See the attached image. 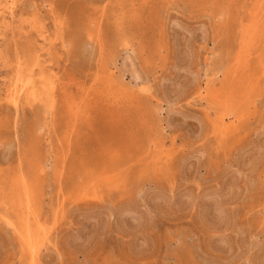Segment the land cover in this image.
I'll return each instance as SVG.
<instances>
[{"label":"rangeland","instance_id":"rangeland-1","mask_svg":"<svg viewBox=\"0 0 264 264\" xmlns=\"http://www.w3.org/2000/svg\"><path fill=\"white\" fill-rule=\"evenodd\" d=\"M252 1L0 0V264H264Z\"/></svg>","mask_w":264,"mask_h":264},{"label":"bare ground","instance_id":"bare-ground-1","mask_svg":"<svg viewBox=\"0 0 264 264\" xmlns=\"http://www.w3.org/2000/svg\"><path fill=\"white\" fill-rule=\"evenodd\" d=\"M253 1H254V0H253ZM253 1H252V2H253ZM263 2H264V1H263ZM13 4H15V2H14ZM250 5H251V4H250ZM259 5H261V3H260ZM11 6H12V5H11ZM256 6H257V5H256ZM263 6H264V5H263ZM7 7H8V6H7ZM11 8H12V7H8V9H10V12H11ZM256 8H257V7H256ZM256 8H255V9H256ZM259 8H260V7H259ZM261 8H262V7H261ZM255 9H254V10H255ZM257 9H258V8H257ZM260 11H262V10L260 9ZM14 12H15V11H14ZM251 12H252V11H251ZM263 13H264V9H263ZM6 14H7V13H6ZM255 14H256V13H255ZM1 15H2V14H1ZM14 15H15V14H14ZM3 21H4V20H3ZM258 22H259V20H258L257 22H255L254 20H252V23L254 24V25H253V31H252V33H254L255 29L257 30L258 27H256V26L258 25ZM32 23H33V22H31V24H32ZM65 25H66V24H65ZM100 26H101V25H100ZM263 26H264V25H263ZM31 27L33 28V25H31ZM61 27H62V26H61ZM261 27H262V26H261ZM29 28H30V27H29ZM43 29H44V27H43ZM100 29H101V28H99V30H100ZM31 30H32V29H31ZM91 31H92V30H91ZM91 31L89 30V32H91ZM262 31H263V30H262ZM262 31L260 30V33H261ZM87 32H88V31H87ZM42 33H43V32H42ZM92 33H93V32H92ZM260 33H259V34H260ZM259 34H257V35H259ZM88 35H89V34H88ZM93 36H94V35H93ZM91 37H92V36H91ZM88 38H89V40H90V37H89V36H88ZM92 38H93V37H92ZM92 38H91V39H92ZM97 38H98V37H97ZM256 38H257V36H256ZM258 38H259V37H258ZM98 39H99V38H98ZM98 39H97V42H98ZM46 40H47V39H46ZM92 40H93V39H92ZM254 40H255V39H254ZM256 40H257V39H256ZM90 41H91V40H90ZM93 41H94V40H93ZM95 41H96V40H95ZM79 42H80V41H79ZM86 43H87V42H86ZM86 43H85V44H86ZM230 43H231V42H230ZM251 43H252V42H251ZM82 44H83V43H82ZM253 44H254V41H253L252 45H253ZM79 45H80V44H79ZM28 46H29V45H28ZM29 47H30V46H29ZM32 47H33V46H32ZM78 49H79V48H78ZM80 49H81V48H80ZM82 49H83V48H82ZM82 49H81V50H82ZM251 50H252V49H251ZM251 52H252V51H251ZM228 54H229V53H228ZM251 54H252V53H251ZM235 55H236V54H235ZM227 58H228V57H227ZM227 58H226V59H227ZM231 58H232V56H231ZM248 60H249V59H248ZM225 61H226V60H225ZM225 61H224V62H225ZM24 63H25V62H24ZM239 63H240V61H239ZM239 63H238V64H239ZM244 63H245V66H246V62H244ZM99 64H100V63H99ZM21 67H23V65H22ZM129 67H130V69L134 72V74H135V79L138 81V79H139L140 77H139V75H138L139 73L137 74V72H136L135 66H134L133 64H131ZM244 68H245V67H244ZM20 69H21V68H20ZM126 69H127V68H126ZM244 70H245V69H244ZM19 71H21V70H19ZM19 71H18V73H19ZM33 71H34V69H33ZM93 71H94V70H93ZM97 71H98V70H97ZM128 71H129V70H128ZM101 72H102V71H101ZM104 72H105V71H104ZM21 73H22V72H21ZM97 73H98V72H97ZM102 73H103V72H102ZM98 74H99V73H98ZM140 74H141V73H140ZM239 74H240V73H239ZM18 75H19V74H18ZM20 75H22V74H20ZM34 75H35V74H34ZM99 75H101V77H102V74H99ZM103 75H104V77L106 76L105 74H103ZM59 76H60V75H59ZM19 77H20V76H19ZM95 77H96V75H95ZM99 77H100V76H99ZM106 77H107V76H106ZM60 78H61V76H60ZM91 78H92V77H91ZM18 79H20V80L17 81V83H16V84L14 85V87L9 91V94H8L9 101L11 102V104H14L15 106H17V105L19 104V101H21V96H22L23 94L27 95L28 98H32V97L35 98L36 93H37L36 83H35V81H34V76H33V74H31V76H30L28 79H26V80L21 79V77L18 78ZM101 79H102V78H101ZM109 79H110V78H109ZM132 79H133V78H132ZM75 80H76V79H75ZM102 80H104V79H102ZM133 80H134V79H133ZM97 81H98V80H97ZM97 81H96V83H97ZM99 81H100V80H99ZM105 81H107V78H106ZM110 81H111V80H109V82H110ZM134 81H135V80H134ZM58 82H59V81H58ZM64 82H65V80H64ZM107 82H108V81H107ZM241 82H242V81H241ZM81 83H82V82H81ZM98 83H99V82H98ZM242 83H243V82H242ZM53 84H54V83H52V87H51V89H54ZM82 84H83V83H82ZM94 84H95V80H94ZM99 84H100V83H99ZM103 84H104V82H103ZM107 84H108V83H107ZM113 84H114V83H112V86H114L113 88H115L116 86H115V84H114V85H113ZM79 85H80V84H79ZM87 85H88V84H87ZM90 85H91V84H90ZM90 85H89V86H90ZM92 85H93V84H92ZM92 85H91V86H92ZM95 85H96V84H95ZM105 85H106V84H105ZM105 85H102V86H104V88H105ZM110 85H111V84H110ZM73 86H74V85H73ZM80 86H81V85H80ZM91 86H90V88H94V87H91ZM100 86H101V85H100ZM100 86H99V88H100ZM102 86H101V87H102ZM9 87H12V86H9ZM74 87H75V86H74ZM77 87H78V86H77ZM77 87H76V89H77ZM81 87H83V86H81ZM85 87H86V86H84V92H85V94H86L87 91L85 90ZM97 87H98V86H97ZM97 87H96V88H97ZM109 87H111V86H109ZM119 87H120V86H119ZM246 87H247V86H246ZM107 88H108V87H107ZM113 88H111V90H114ZM117 88H118V87H117ZM117 88H116V89H117ZM250 88H251V87H250ZM78 89H79L80 91H82V89H80V87H79ZM86 89H87V87H86ZM88 89H89V88H88ZM97 89H98V88H97ZM97 89H96V90L94 89V93H92L91 97L93 96V94H95V91H97ZM102 89H103V88H102ZM105 89H106V88H105ZM105 89H103V90H105ZM108 89H109V88H108ZM55 90H56V89H55ZM98 90H100V89H98ZM117 90H118V91H117ZM117 90H116V91H117V93H118L119 91L122 90V88L120 87V88H118ZM76 91H78V90H76ZM80 91H79V92H80ZM88 91H89V90H88ZM106 91L108 92V90H106ZM106 91H104V92L102 91L103 94H104ZM122 91H125V93H128L125 89L122 90ZM234 91H235V90H234ZM46 92H47V91H46ZM89 92H90V91H89ZM89 92H88V93H89ZM102 92H101V94H99V95H103ZM113 92H114V91H113ZM49 93H50V92H49ZM77 93H78V92H77ZM81 93H82V92H81ZM88 93H87V94H88ZM90 93H91V92H90ZM90 93H89V94H90ZM96 93H97V92H96ZM99 93H100V91H99ZM109 93H110V92H109ZM122 93H123V92H122ZM216 93H217V92H216ZM233 93H234V92H233ZM79 94H80V93H79ZM85 94H84L83 96H88V95H89V94H88V95H85ZM120 94H121V92H120ZM128 94H129V93H128ZM237 94H238V93H237ZM51 95H52V94H51ZM55 95H56V94H55ZM66 95H67V94H66ZM80 95H81V94H80ZM96 95H97V94H96ZM96 95H95V96H96ZM106 95H107V94H106ZM106 95H103V96H106ZM114 95H115V94H114ZM114 95L112 96V94H111L112 97H114ZM116 95H117V94H116ZM219 95H220V94H219ZM6 96H7V95H6ZM74 96H75V95H74ZM74 96H72V97H74ZM77 96H78V95H77ZM81 96H82V95H81ZM83 96H82V97H83ZM95 96H93L94 99H92L93 97H92V98L89 97L90 100H91V102H90L91 104L88 105V104H89V102H88L87 105H88V106H91V109H92V107H93V106H92V103H94V102H92V101H95V103H96V100H97L96 97H98V96H96V97H95ZM230 96H232V95L230 94ZM44 97H45V96H44ZM44 97H43V98H44ZM100 97H101V96H100ZM106 97H108V96H106ZM109 97H110V95H109ZM112 97H111V98H112ZM120 97H121V95H120ZM127 97H128V96H127ZM129 97H130V96H129ZM129 97H128V98H129ZM223 97H224V99H225V96H224V95H223ZM51 98H53V97H51ZM68 98H69V97H68ZM68 98H66V99H68ZM75 98H77V97L75 96ZM75 98H71V97H70L69 99H74V101L76 102V99H75ZM101 98H102V97H101ZM103 98H104V97H103ZM111 98H110V99H111ZM114 98H116V96H115ZM123 98H125V97H122V99H123ZM128 98H127V99H128ZM230 98H231V97H230ZM69 99H68V100H69ZM81 99H82V98L79 99V102H80ZM86 99H88V98L86 97ZM112 99H113V98H112ZM116 99H118V96H117ZM116 99H114V101H115ZM213 99H214V98H213ZM227 99H228V98H227ZM239 99H240V98H239ZM100 100H101V99H100ZM103 100H104V99H103ZM106 100H107V99H106ZM120 100H121V98H120ZM120 100H119V101H120ZM124 100H125V99H124ZM56 101H58V99H56ZM66 101H67V100H66ZM71 101L73 102V100H70V101H67V103H68V102H71ZM81 101H83V99H82ZM88 101H89V99H88ZM108 101H109V100H108ZM111 101H113V100H111ZM119 101H118V102H119ZM129 101H130V100H129ZM129 101H127V102H129ZM225 101H226V100H225ZM75 102H73V103H74V104H79V102H78V103H77V102L75 103ZM109 102H110V101H109ZM123 102H124V101H123ZM123 102H122V105H123ZM125 102H126V101H125ZM227 102H228V101H227ZM227 102H226V104H227ZM50 103H51V102H50ZM52 103H53V102H52ZM83 103H84V102H83ZM95 103H94V106H95ZM97 103L99 104V102H97ZM97 103H96V104H97ZM102 103H103V101H101V104H102ZM110 103H111V104H114L115 102H113V103L110 102ZM110 103H105V102H104L103 104H107V105L109 104V105H110ZM130 103H131V102H130ZM9 104H10V103H9ZM65 104H66V103H65ZM68 104H69V103H68ZM68 104H66V105H68ZM70 104H71V103H70ZM74 104L68 105V109H67V110L71 109L70 107L72 106V111L75 113V110L73 109V105H74ZM80 104H81V103H80ZM98 104H97V105H98ZM115 104H118V103H117V100H116V103H115ZM120 104H121V103H120ZM228 104H229V103H228ZM233 104H234V103H233ZM235 104H236V103H235ZM52 105H53V104H52ZM85 105H86V102H85ZM125 105H127V104H125ZM10 106H11V105H10ZM80 106H81V105H80ZM88 106H87V107L85 106L86 109L89 108ZM105 106H106V105H105ZM110 106H112V108L114 107V105H110ZM118 106H119V105H118ZM75 107H76V106H75ZM83 107H84V106H83ZM95 107H96V106H95ZM100 107H102V106L100 105ZM218 107H219V106H218ZM78 108H79V107H76V109H78ZM96 108H97V107H96ZM116 108H117V107H116ZM79 109H80V108H79ZM225 109H226V108H225ZM231 109H232V111H233V107H232ZM83 110H85V109H83ZM92 110H93V109H92ZM218 110H219V109H218ZM226 110H227V109H226ZM76 111H77V110H76ZM79 111H80L79 116H81V115L83 116V114H85L84 111H82V109L79 110ZM79 111H77V112L79 113ZM81 111H82V112H81ZM82 113H83V114H82ZM88 113H89V115L86 114V117L89 118V117H90V111H88ZM69 114L71 115V112H69L68 115H69ZM233 114H234V113H233ZM70 115H69V116H70ZM225 115H227V114L225 113ZM229 115H231V114L229 113ZM229 115H228V116H229ZM73 116H74V114H73ZM79 116H78V117H79ZM82 116H81V117H82ZM71 117H72V116H71ZM76 117H77V114H76L75 118H76ZM83 117H84V116H83ZM75 118H74V119H75ZM88 118H86V120H88ZM221 118H222V117H221ZM225 118H226V117H225ZM227 118H228V117H227ZM74 119H73V120H74ZM76 119H77V118H76ZM76 119H75V123H77V122H76ZM89 119H90V118H89ZM222 119H223V118H222ZM70 120H71V118L69 117V121H70ZM73 120H72V121H73ZM77 120H79V118H78ZM84 120H85V118H84ZM223 120H224V119H223ZM72 121H70V122L72 123L71 126H73V123H74V122H72ZM81 121H82V120H81ZM78 122H80V121H78ZM86 122H87V121H86ZM78 124H79V123H78ZM215 124H216V123H215ZM69 125H70V123L68 124V128H69ZM79 126H80V125H79ZM79 126H78V127H79ZM216 126H217V125H216ZM73 127H74V126H73ZM78 127H77V128H78ZM224 127H225V125H224ZM74 128H75V127H74ZM74 128L72 129L73 131H74ZM213 128H215V127H213ZM218 128H219V127H218ZM69 129H71V128H69ZM69 129H68V131H69ZM75 129H76V128H75ZM216 129H217V128H216ZM221 129H222V128H220V130H221ZM77 130H78V129H77ZM217 130H218V129H217ZM227 130H228V129H227ZM218 132H219V131H218ZM218 132H216V133H218ZM69 133H71V132H69ZM72 134H73V133H72ZM219 134H220V133H219ZM222 134H223V133H222ZM70 137H71V136H70ZM0 139H1V138H0ZM15 142H16V141H15ZM4 143H5V142H4ZM12 144H13V143H12ZM3 145H4V144H3ZM103 150H104V149H103ZM16 154H17V153H16ZM115 156H116V155H115ZM117 156H118V155H117ZM111 159H113V161H115V163H116V162H119V160L116 161L117 159H116L114 156H113V158L111 157ZM115 159H116V160H115ZM123 161H124V160H123ZM157 161H158V160H157ZM110 163H112L111 165H115V164H113L114 162H111V160H110ZM31 164H32V163H31ZM59 171H60V170H59ZM104 172H106V171H104ZM112 172H113V171H112ZM106 173H107V172H106ZM108 173H109V172H108ZM110 174H111V173H110ZM110 174H109V176H110ZM107 175H108V174H107ZM103 177H105V175H104ZM103 177H101V178L99 177V180L102 179ZM110 177H111V176H110ZM17 178H18V177H17ZM105 178H106V177H105ZM107 178H108V177H107ZM112 178H113V177H112ZM20 179H23V178H20ZM92 179H93V178H92ZM108 179H109L108 182L106 181L107 183H109V182L111 181L110 178H108ZM18 180H19V179H18ZM106 180H107V179H106ZM21 181H22V180H21ZM24 181H26V180L24 179ZM100 181H101V180H100ZM12 182H14V181H12ZM93 183H94V181H93ZM110 183H111V182H110ZM12 184H13V183H12ZM19 184H20V183H19ZM21 184H23V183H21ZM28 184H29V183L27 182L26 185H28ZM91 184H92V182H91ZM111 185H112V183H111ZM33 186H34V185H33ZM86 186H88V185H86ZM27 187H28V186H27ZM109 187H110V186H109ZM21 189H23V188H21ZM86 189H87V188H86ZM86 189H85V190H86ZM90 189H91V188H90ZM19 190H20V189H19ZM33 191H34V190H33ZM94 191H95V190H94ZM16 192H17V191H16ZM17 193H18V192H17ZM20 194H21V193H20ZM85 195H87V194H85ZM22 196H26V198H27V197H29V196H31V195H30V192H29V191L25 190V192L23 193ZM22 196H20V198H21ZM32 197H33V196H32ZM13 198H14V197H13ZM16 198H18V197H16ZM22 198H23V197H22ZM29 198H30V197H29ZM30 199H31V198H30ZM30 199H29V201H31ZM32 199H33V198H32ZM14 200H15V199H14ZM26 200H27V199H26ZM26 200L24 199L25 202H26ZM34 200H35V199H34ZM10 201H11V199H10ZM32 201H33V200H32ZM13 203H14V202H13ZM31 203H32V202H31ZM31 203L29 202L30 205H32ZM34 203H38V202L35 201ZM16 204H18V203L15 202V206H16ZM20 204H22V203H20ZM38 204H39V203H38ZM62 204H63V203H62ZM13 205H14V204H13ZM34 205H35V204H34ZM18 206H19V205H18ZM36 206H37V205H36ZM36 206H35V210H38V209H36ZM15 208H16V207H15ZM18 209H19V208H18ZM15 210H16V209H15ZM33 210H34V209H33ZM24 211H25V209H24ZM27 211H28V210H27ZM28 212H29V211H28ZM65 212H66V211H65ZM34 213H35V212H34ZM22 214H23V213H22ZM38 214H39V213H38ZM22 217H23V216H22ZM29 218H30V217H29ZM30 220H31V219H30ZM25 226H26V225H25ZM25 226H24V227H25ZM21 228H22V227H21ZM22 229H23V228H22ZM26 229H27V228H26ZM29 229H30V228H29ZM27 231H28V230H27ZM30 233H31V232H30ZM26 235H27V234H26ZM30 235H31V234H30ZM30 235H29V236H30ZM48 236H49V233H48ZM24 238H25V237H24ZM46 238H47V237H46ZM34 239H35V238H34ZM22 240H24V239H22ZM46 240H48V239H46ZM30 241H31V240H30ZM22 242H23V241H22ZM23 243H24V242H23ZM44 243H45V242H44ZM26 244H27V243H26ZM30 245H31V244H30ZM32 245H34V244H32ZM44 245H45V244H44ZM28 247H29V246H28ZM43 247H44V246H43ZM43 247H41V249H42ZM29 250H30V249H29ZM36 253H37V252H36ZM31 255H32V254H31ZM34 255H35V254H34ZM32 256H33V255H32ZM32 261H33V260H32Z\"/></svg>","mask_w":264,"mask_h":264}]
</instances>
